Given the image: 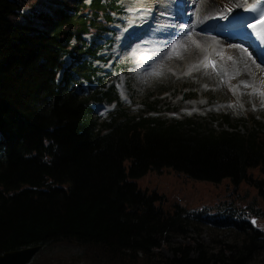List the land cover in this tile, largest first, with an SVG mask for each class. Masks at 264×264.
<instances>
[{
    "label": "trees",
    "instance_id": "16d2710c",
    "mask_svg": "<svg viewBox=\"0 0 264 264\" xmlns=\"http://www.w3.org/2000/svg\"><path fill=\"white\" fill-rule=\"evenodd\" d=\"M24 1L0 0V252L41 243L27 264H246L264 234L233 197L189 209L135 178L163 167L226 177L231 191L244 181L264 202V127L242 131L226 112L228 126L218 127L197 112L132 113L99 75V86L84 90L81 78L96 68L82 54L95 47L83 46L81 32H104L115 0H33L22 11ZM65 53L71 62L56 80ZM112 99L105 115L93 110V101ZM203 220L244 235L211 248L188 234ZM172 234L188 239L170 243ZM54 245L79 253L57 263L46 251Z\"/></svg>",
    "mask_w": 264,
    "mask_h": 264
},
{
    "label": "rangeland",
    "instance_id": "374dc122",
    "mask_svg": "<svg viewBox=\"0 0 264 264\" xmlns=\"http://www.w3.org/2000/svg\"><path fill=\"white\" fill-rule=\"evenodd\" d=\"M32 1L33 0L24 1L21 10H27L29 7L33 6L32 4L37 6V3L34 1L33 3ZM75 1L78 2L79 0ZM82 1L87 4L90 2V0ZM159 1L160 0H115L117 5L113 8L112 14L114 18H124V23L127 24L129 23L127 19L129 14L125 9L129 8V4H139L138 6L140 7V3H159ZM55 2L59 4L60 0H55ZM193 2V0H189L190 7L187 6L186 9V13L189 16L190 12H192L191 4ZM158 11L162 12V9ZM189 19L192 21L193 15H191ZM205 21L206 19L201 22V24ZM114 24L115 23H112L108 28H112ZM184 25L188 27V23ZM113 33L114 39V37L116 38L117 36V31L114 29ZM187 33L190 39L196 42L200 41L192 31L190 32L189 28L187 29ZM109 34L110 31L106 33L91 32L88 33V35H82L84 38L83 46L92 43L91 46L95 47V55L98 52V55L100 53L112 55L114 53V42L111 43V48L104 47V45H107V38L105 37ZM74 40L75 38H73V36L70 37L69 44L72 45ZM235 43L239 44V42ZM99 46L100 48H98ZM129 46L130 44H127L119 53V56L115 57L113 66L107 71L106 75L103 73L104 68L99 64L100 60L93 59L91 62L95 66L96 72L88 79L89 81L86 80V78H81L80 84L83 89L87 91L91 86H99V84H97V76L99 75L104 82L102 87L105 88L113 84L119 99L132 113L144 111V109L149 112L167 115H182L183 113L197 112L200 114L199 116H201L197 117L199 120H202L204 124L218 127L220 125L228 126L227 120L221 115L226 112L229 114L228 120L242 131L249 126L259 127V125H261L264 127V96L257 94L258 91L251 88L249 84H247L249 87L242 86L238 88L233 81L224 83L223 79L208 67H200L189 75L177 76L176 71L168 66V74L152 75V68L148 70H138V68H136L134 55L130 51ZM82 55L90 60H92L93 56L95 57V55H90L88 53ZM65 60L66 63L64 64ZM165 61L167 60H164V62ZM169 61H173V58ZM70 62L71 55L65 53L62 62L63 68L57 70L56 80L61 78L64 66H67ZM107 62L108 61H104L103 66H107ZM201 87H205L207 90L202 92ZM149 100H154L156 106L155 110L146 109L147 101ZM111 101L112 102L108 103H99V108L96 110L100 113L99 116L105 115L107 108L116 105L114 99ZM93 116L96 115L93 114ZM251 171L253 174L259 173L257 167L251 168ZM135 179L141 186L156 188L158 191L162 192L167 199V203L172 200H178L189 209L215 204L216 200L221 198L233 197L238 204H241V208L244 210L243 214L253 219L254 225L258 226L264 234V202L257 195L255 187L244 181L239 184L237 191L233 192L231 191V184L226 177L218 182H213L206 179L192 178L182 171L175 170L171 167H163L160 170L150 169ZM253 208L257 210L256 214L253 213ZM210 211H212V209H210ZM188 234L208 244L211 248H215L219 241H240L244 232L237 227L217 225L210 220H203L197 222L196 226L189 225ZM187 239L185 235L172 234L168 241L173 243ZM160 249L167 255L171 254L170 249L163 244L160 246ZM46 251L50 253L57 263L63 262L70 256L79 253V249L73 245H54ZM36 252L32 255L31 259L24 264L30 262L32 258H34ZM263 259L264 247L253 252L247 259L246 264H263ZM84 263L88 262L81 261L79 264Z\"/></svg>",
    "mask_w": 264,
    "mask_h": 264
},
{
    "label": "bare ground",
    "instance_id": "6f19581e",
    "mask_svg": "<svg viewBox=\"0 0 264 264\" xmlns=\"http://www.w3.org/2000/svg\"><path fill=\"white\" fill-rule=\"evenodd\" d=\"M193 1L194 2L191 4L192 12H190V16L186 13L185 9V20L183 22L181 21V23H188L190 32L192 31L200 41L196 42L190 39L187 31L181 28L179 22H176L177 26L174 27H171V24L163 25L161 27V31L163 32L162 36H166L168 30H176L178 32L172 39H167L163 44H157L158 49L160 48L159 54L152 60L150 67L142 70L152 68V75H162L168 74L169 66L176 71L177 76H185L193 73L191 69L198 66L202 67L205 64V58L208 55H211L216 59L217 74L223 75L224 83L227 81H233L238 88L245 86V84H249L251 88H254L257 91L264 90V65L256 59L255 52L252 49H250L243 41L230 40L221 36L213 37L211 34L201 29V22L205 19L215 22L220 18L221 13L226 15L227 13L236 11L251 0ZM163 4L165 8L173 11L176 17L179 16L175 11L178 7L173 4V0H164ZM227 9H231V11H227ZM139 10L140 13L143 12V9L139 8L138 11ZM134 12L135 11L133 10L129 11L130 18L138 17L136 15L137 13ZM156 15H159L157 10ZM191 15H193L192 21L189 19V17L191 18ZM147 28L148 32L153 29L149 26H147ZM131 29L132 27H129L125 31L124 39L127 38L128 32ZM235 42H239V44ZM145 46L146 44L140 43L137 47L142 48L143 50ZM245 49L247 51H245ZM130 51H132V48H130ZM171 58H173V61H169ZM164 60L167 61L164 62ZM140 62H144V58H141ZM65 63L66 60L64 64ZM206 90L205 87H201L202 92Z\"/></svg>",
    "mask_w": 264,
    "mask_h": 264
},
{
    "label": "water",
    "instance_id": "95a60500",
    "mask_svg": "<svg viewBox=\"0 0 264 264\" xmlns=\"http://www.w3.org/2000/svg\"><path fill=\"white\" fill-rule=\"evenodd\" d=\"M40 247L41 243H34L4 250L0 252V264H24Z\"/></svg>",
    "mask_w": 264,
    "mask_h": 264
},
{
    "label": "snow or ice",
    "instance_id": "6c2138e0",
    "mask_svg": "<svg viewBox=\"0 0 264 264\" xmlns=\"http://www.w3.org/2000/svg\"><path fill=\"white\" fill-rule=\"evenodd\" d=\"M257 8H258V4L246 5V10L248 11H254ZM227 11H231V9H227ZM220 18L225 20L228 19V17L223 13L220 14ZM247 27L255 32L256 37L260 40L261 43H264V11H261L259 19L255 23H249ZM245 51L247 50L245 49ZM209 63L213 64L214 66V61H209ZM245 87H249V85L245 84ZM257 94L264 96V90H258Z\"/></svg>",
    "mask_w": 264,
    "mask_h": 264
},
{
    "label": "built area",
    "instance_id": "2783aa9c",
    "mask_svg": "<svg viewBox=\"0 0 264 264\" xmlns=\"http://www.w3.org/2000/svg\"><path fill=\"white\" fill-rule=\"evenodd\" d=\"M88 33H90V32H84V33H83V36L88 35ZM73 38H75V37L73 36ZM94 106H99V103L96 102V103L94 104Z\"/></svg>",
    "mask_w": 264,
    "mask_h": 264
}]
</instances>
